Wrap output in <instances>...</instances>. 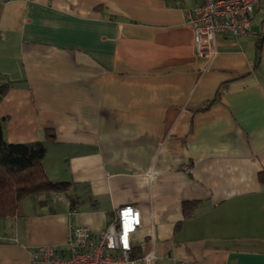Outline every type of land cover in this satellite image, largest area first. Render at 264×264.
Listing matches in <instances>:
<instances>
[{
    "label": "crops",
    "instance_id": "1",
    "mask_svg": "<svg viewBox=\"0 0 264 264\" xmlns=\"http://www.w3.org/2000/svg\"><path fill=\"white\" fill-rule=\"evenodd\" d=\"M197 2L0 0L3 138L30 143L51 130L46 174L72 184L0 219V264H42L29 254L42 245L66 255L70 225L98 233L123 205L141 217L134 257L264 264L261 3L250 33L217 36L209 60L196 56L186 18ZM185 201L199 202L186 219Z\"/></svg>",
    "mask_w": 264,
    "mask_h": 264
},
{
    "label": "built area",
    "instance_id": "2",
    "mask_svg": "<svg viewBox=\"0 0 264 264\" xmlns=\"http://www.w3.org/2000/svg\"><path fill=\"white\" fill-rule=\"evenodd\" d=\"M261 1L198 0L186 11L196 56L209 60L215 57L219 35L225 38L248 35ZM140 218L136 206H120L107 227L98 233L83 225H70L66 255L59 254L52 245H42L30 250V259L42 264H154L156 257L152 251L132 255L130 238L141 227Z\"/></svg>",
    "mask_w": 264,
    "mask_h": 264
},
{
    "label": "trees",
    "instance_id": "3",
    "mask_svg": "<svg viewBox=\"0 0 264 264\" xmlns=\"http://www.w3.org/2000/svg\"><path fill=\"white\" fill-rule=\"evenodd\" d=\"M261 51V40H256L257 64ZM9 83L0 85V99L8 90ZM226 83H222L216 90L214 98L207 103V107L219 101ZM54 142L51 130H45L42 141L30 143H9L2 135L0 124V219L16 215L20 200L43 192H59L67 194L70 182L51 181L44 168L46 144ZM258 180L264 186V171L258 173ZM74 203H70L73 208ZM198 201L182 203L183 218L193 216ZM179 224L177 225V227Z\"/></svg>",
    "mask_w": 264,
    "mask_h": 264
},
{
    "label": "rangeland",
    "instance_id": "4",
    "mask_svg": "<svg viewBox=\"0 0 264 264\" xmlns=\"http://www.w3.org/2000/svg\"><path fill=\"white\" fill-rule=\"evenodd\" d=\"M260 3H261V5H260V8H259L258 19L260 21L261 20L264 21V0H262Z\"/></svg>",
    "mask_w": 264,
    "mask_h": 264
}]
</instances>
